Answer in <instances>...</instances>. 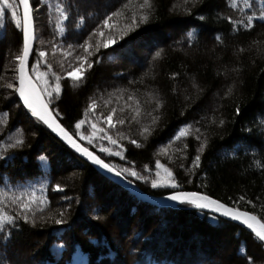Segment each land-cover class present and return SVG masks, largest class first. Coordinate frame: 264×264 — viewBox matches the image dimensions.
Instances as JSON below:
<instances>
[{"label": "trees", "instance_id": "obj_1", "mask_svg": "<svg viewBox=\"0 0 264 264\" xmlns=\"http://www.w3.org/2000/svg\"><path fill=\"white\" fill-rule=\"evenodd\" d=\"M30 1L35 7L36 0ZM253 2L255 7L246 9L243 0H236L237 7L230 0H42L34 12L30 65L43 50L46 63L39 70L50 63L61 76L58 120L71 134L79 119L87 121L81 131L90 132L92 121L107 128L97 118L117 110L114 119L125 123L108 131L118 145L107 140L89 145L74 137L116 169L130 167L144 176L124 175L142 192L168 195L169 189L151 187L159 160L173 172L179 190L199 191L264 219V23L254 22L252 29L233 23L261 8L262 0ZM57 3L71 6L69 20L60 21L63 34ZM134 15L138 27L132 24ZM106 16L112 27L104 28L103 36L93 33L98 25L103 28ZM10 19L6 15V29H0V209L20 212L7 199L13 193L27 199L34 191L45 202L32 204L29 222L19 220L13 237L3 234L0 259L7 264H248L251 256L255 264H264V247L245 228L188 205L160 207L139 198L36 121L7 87L17 86L14 57L22 51V32ZM188 30H194L191 40ZM107 38L117 39L119 47L104 48ZM85 40L93 66L73 82L66 76L69 65L77 66L75 56L87 53L68 44ZM92 101L95 110L88 107ZM186 124L189 135L175 140ZM16 139L23 145L5 153L3 146ZM205 140L200 167L189 174ZM101 145L121 155L109 157L100 152ZM240 196L245 199L235 203ZM58 219L63 222L57 224Z\"/></svg>", "mask_w": 264, "mask_h": 264}, {"label": "snow or ice", "instance_id": "obj_2", "mask_svg": "<svg viewBox=\"0 0 264 264\" xmlns=\"http://www.w3.org/2000/svg\"><path fill=\"white\" fill-rule=\"evenodd\" d=\"M187 2V0H185ZM244 8L252 9L255 7L253 0H243ZM42 0H36L35 7L30 2V0H19V3L16 0H0V29H6V25L4 22V18L6 15H10V22L14 23L16 29H19L22 32V51L20 54L15 55V61H18L16 65L18 71L16 73L18 79V86L15 84L9 83L7 85L8 88L14 89V93L19 95L20 100L23 101V106L27 108L30 112L31 116L36 119V121L46 125L52 132L56 133L60 136L64 141L67 142L68 145L71 146L77 153L82 154L83 157H86L87 161L92 164L98 166L99 168L106 170L109 173H114L115 176L121 177L125 174L139 178H146L139 173L134 168H123L122 170H118L113 167L110 163H106L105 159H102L100 155H97L94 151H90L88 147H84L81 143H78L76 139H74V135L78 136L81 141L87 140L89 145H91L95 140H107L110 145H118V140L115 139L111 134H109L108 129L115 128L117 124L123 125L125 123L124 119H114V114L116 113V109L113 108L111 112L107 116L98 117L97 120L103 119L104 123L107 125L105 127H99L96 121H92L90 123L91 131L89 132L87 128L81 131L82 126L86 124V119H79L75 123L76 132L70 134L69 131L65 129L58 122L59 110L57 107V99L61 96L62 87H61V76L58 75L55 71L52 70V65L50 63L47 64L46 71H40L39 65L44 61L45 51L38 50L36 53L37 59L34 63L30 65V55L33 54V41L35 39V18L34 12L39 11ZM145 4H147V0H145ZM22 6V12H21ZM145 5H141L143 8ZM230 6L237 7L236 0H230ZM71 6H64L62 3H57L55 11L59 14V20L57 23V27L61 34L64 32V28L61 26L60 21L69 20L68 8ZM112 16L119 15V12L111 13ZM109 16H106L103 21L101 28L99 25L96 29L93 30V33H99L101 36L104 35L103 29L112 27L109 24ZM140 19L142 21L147 20V16H141ZM201 20H204L205 17L201 16ZM229 21H232V17H228ZM254 22L256 23H264V0H262V6L256 12H252L247 16V19L244 21H235L234 25H242L245 29H252L254 27ZM132 24H135L137 27L138 22L136 20L135 15L133 16ZM78 26V25H77ZM131 27V26H129ZM127 32H123L122 35H127ZM187 36L189 40H191L194 36V30H188ZM6 35V32H5ZM91 35V34H90ZM217 40H220L221 37L217 36ZM112 45H116L119 47V43L117 39L107 38L103 40L102 46L104 48H109ZM53 51H55L56 45H53ZM82 48L87 55H76L75 60L79 61L77 66L72 67L70 71L66 72V76L71 78L73 82H79L85 77V72L87 69H91L93 66V61L88 59L92 55L89 52V42L87 40L84 41L83 44H78L73 46L72 44H68L69 49L75 50V48ZM101 44L98 42L96 44V51H99ZM162 49L156 51L155 57H159L162 53ZM66 55L71 56V52L66 53ZM154 57V58H155ZM99 63L100 61H95ZM34 73V75H33ZM49 74L51 75V80L48 79ZM134 99L133 96H128V100L132 101ZM137 107L134 109L136 115H139V101H136ZM89 109L95 110L96 102L92 101L89 104ZM161 107V102L159 100L156 101V108L159 109ZM124 109L121 108L120 111ZM237 113H239V108L236 109ZM3 115L5 117L8 116L7 112H4ZM89 115L88 110H85V117ZM151 115V114H149ZM135 119V116L133 117ZM156 117H153L152 122L154 123ZM221 124L224 123L223 120L220 121ZM190 125H185L178 130V133L174 135L175 140H180L183 137H187L189 135ZM2 131V129H0ZM144 133L149 132L148 127H144L142 130ZM196 132L199 133V129H196ZM117 136H121L118 132ZM11 140V137L9 138ZM196 139L199 140L200 136L197 135ZM171 142V141H170ZM132 144L139 147L136 140L131 141ZM207 141L205 140L201 143L200 148L198 149V154L192 159L191 167L189 168V174H191L196 168L200 167L201 156L199 152H202ZM23 145L22 139H16L14 142H10L4 145L5 153L7 149L17 148ZM122 148V145H119ZM187 147V145H185ZM100 152L106 154L107 156H120L121 151L113 152L111 147H105L103 145L100 146ZM4 155L0 154V159H3ZM39 159H43L40 157ZM147 167V166H146ZM181 168L184 167L183 164L180 165ZM156 168V178L151 180L152 188H166L170 191L168 192L167 199L173 202H177L179 204L193 206L198 210L205 211L213 214H218V217H214L216 219L224 218L226 221H238L242 225H245L247 229L251 230V233L254 234L255 239L258 243L264 247V219L258 218L256 215L243 211L238 207L229 206L218 199H214L207 194L201 193L199 191H184L179 190L180 185L176 180L173 172L166 168L159 160L155 163ZM160 169H163L164 176H161ZM56 189L58 191H62L61 185L57 184ZM24 193L21 195H16L13 193L10 197H7L10 204L18 205L20 212L18 214H9L7 211L0 209V238H3V234L7 233L8 237L11 238L14 236V230L19 227V220H23L25 223L29 222L28 212L30 211L32 204L39 203L44 204L43 199H37L35 192H31L27 194V199H24ZM245 199L244 196H240L235 203L239 204L241 201ZM248 203H252V201H248ZM57 224L62 223V220H56ZM241 253H245V249L241 248ZM246 260L248 264H255L253 258L251 256H246ZM0 264H7L6 260L0 259Z\"/></svg>", "mask_w": 264, "mask_h": 264}, {"label": "water", "instance_id": "obj_3", "mask_svg": "<svg viewBox=\"0 0 264 264\" xmlns=\"http://www.w3.org/2000/svg\"><path fill=\"white\" fill-rule=\"evenodd\" d=\"M31 2V1H30ZM21 10H22V6H21ZM34 43H35V39L33 41V46H34ZM30 58H31V55H30ZM18 71V70H17ZM17 86H18V79H17ZM18 95V94H17ZM19 97V95H18ZM20 99V98H19ZM21 102L23 103V101L21 100ZM59 123H61L59 120H58ZM62 125V123H61ZM46 126V125H45ZM64 127V125H62ZM47 127V126H46ZM48 128V127H47ZM49 129V128H48ZM66 129V128H65ZM51 132L52 130L49 129ZM67 130V129H66ZM68 131V130H67ZM56 137H58L60 140H62L64 143L67 144L66 141H64L60 136H58L56 133L52 132ZM70 133V132H69ZM71 134V133H70ZM74 139H76L74 137ZM77 140V139H76ZM78 143H81L80 141L77 140ZM68 145V144H67ZM82 146L86 147L85 145H83L81 143ZM69 147H71L70 145H68ZM73 149V148H72ZM74 150V149H73ZM90 150V149H89ZM75 151V150H74ZM91 151V150H90ZM80 154V153H78ZM97 154V153H96ZM82 156V154H80ZM98 155V154H97ZM83 157V156H82ZM86 159V157H83ZM87 160V159H86ZM94 165V164H93ZM96 166V165H95ZM101 172L105 173L107 176H109L113 181H115L118 185L130 190L133 194L137 195L139 198L149 202V203H152L156 206H160V207H173V208H176V207H180L181 205L183 204H179L177 202H173V201H170L167 199V195L165 196H161V197H156V196H152V195H149V194H146L144 192H142L140 189H138L132 182L128 181L124 176H121V177H117L115 176L114 173H109L107 172L106 170H103L101 168H99L98 166H96ZM211 197V196H210ZM214 198V197H212ZM216 199V198H214ZM222 202V201H221ZM224 203V202H223ZM226 204V203H225ZM228 205V204H227ZM230 206V205H229ZM192 208H195L193 206H191ZM233 207V206H232ZM244 211V210H243ZM205 212H207V210H205ZM213 214V213H212ZM253 214V213H252ZM216 216H218V214H214ZM255 215V214H254ZM258 217V216H257ZM259 218V217H258ZM224 219V218H223ZM231 222H234L238 225H240L241 227L245 228L246 230H248L249 232H251L250 229H247V227L245 225H242L240 222L238 221H231Z\"/></svg>", "mask_w": 264, "mask_h": 264}, {"label": "bare ground", "instance_id": "obj_4", "mask_svg": "<svg viewBox=\"0 0 264 264\" xmlns=\"http://www.w3.org/2000/svg\"><path fill=\"white\" fill-rule=\"evenodd\" d=\"M106 162V161H105ZM107 163V162H106Z\"/></svg>", "mask_w": 264, "mask_h": 264}]
</instances>
